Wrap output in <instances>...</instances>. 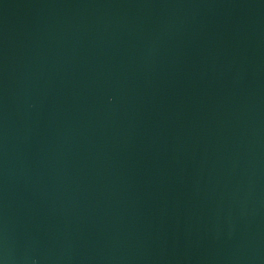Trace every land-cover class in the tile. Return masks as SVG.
Returning a JSON list of instances; mask_svg holds the SVG:
<instances>
[{
  "label": "water",
  "instance_id": "water-1",
  "mask_svg": "<svg viewBox=\"0 0 264 264\" xmlns=\"http://www.w3.org/2000/svg\"><path fill=\"white\" fill-rule=\"evenodd\" d=\"M0 264H264V0H0Z\"/></svg>",
  "mask_w": 264,
  "mask_h": 264
}]
</instances>
